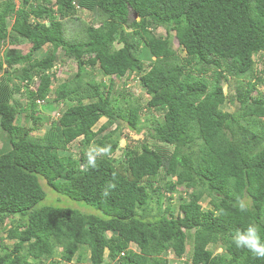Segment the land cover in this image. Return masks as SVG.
<instances>
[{
	"label": "trees",
	"instance_id": "16d2710c",
	"mask_svg": "<svg viewBox=\"0 0 264 264\" xmlns=\"http://www.w3.org/2000/svg\"><path fill=\"white\" fill-rule=\"evenodd\" d=\"M6 38L29 47L0 54V130L8 134L0 148V240L12 244L0 264H41L55 253L64 264H175L167 251L183 257L189 242L179 264H264L231 239L255 223L264 242V92L244 79L253 55H264V0H0V47ZM63 57L76 69L54 87ZM15 93L25 106L12 104ZM37 99L49 109L61 103L57 118L39 116ZM224 102L237 108L226 111ZM142 108L160 118L151 117L138 141L120 124L140 133ZM18 110L29 128L16 125ZM43 119L48 127L34 134ZM123 133L129 143L117 159ZM77 138L74 156L66 149ZM105 145L111 155L87 167L86 150ZM42 181L89 210L41 204ZM177 188V211L167 204L153 214L161 206L152 198Z\"/></svg>",
	"mask_w": 264,
	"mask_h": 264
},
{
	"label": "rangeland",
	"instance_id": "374dc122",
	"mask_svg": "<svg viewBox=\"0 0 264 264\" xmlns=\"http://www.w3.org/2000/svg\"><path fill=\"white\" fill-rule=\"evenodd\" d=\"M81 15H83L82 12H80ZM9 20V19H8ZM11 20V19H10ZM11 21H8V25H10ZM9 30V27L7 28ZM155 34L156 35H163L165 33L164 29L162 27H156L155 30H154ZM17 47L19 49H21L23 52H25L28 47H29V44L28 43H25V41L23 40H20V41H17L15 43H11L9 41V38H6L5 39V42H3L1 44V47H0V54H3V52L6 50V48L8 47ZM173 48L176 50V54L178 56V60L181 61V63L184 64L185 62V58L187 57L186 54H185V51L181 48V47H177L175 44L172 45ZM47 47L44 46L43 49L41 50L40 54L46 49ZM63 60H65L64 62H62L61 64V71L58 75V79L57 81L54 82L53 86H57L58 83L62 82V81H65L66 79H69L74 71H75V63L74 61H72L71 59L69 58H66V57H63L62 58ZM151 59H154V57H152ZM149 61L150 59H146L145 60V70L148 69L149 67ZM253 66H252V69H251V77H248V76H244V79H248L250 78V82H253L254 84V87L255 89L258 90V92H264V55L261 54V53H256L253 55ZM60 64V63H59ZM187 67H191L190 64H187L186 65V69ZM94 72V75H98V73L96 71H93ZM255 82L253 81L254 79H257ZM121 80H118V83L115 84V89H119L121 87ZM222 87H223V90L224 92H227V85L226 83L223 81L222 82ZM133 90H134V94L136 95L137 99L139 100V102H144L145 101V93H144V90L138 86L136 87H133ZM116 93V91H115ZM79 95H80V98L82 99H88L89 96H90V91H89V87L86 86V84L83 85V88L80 90L79 92ZM51 96H53V94H51ZM85 96V97H84ZM26 97H24L22 94L20 93H15L14 96H13V100L11 102H13L12 104L16 103L18 105H21L22 107L25 106L26 104ZM60 107V104L58 106H56V108ZM221 107L226 110V111H230L232 112L233 110H235L237 108V104L236 103H230V102H224ZM19 109V107H17ZM56 108H50L46 106L45 103L41 104V105H38V111H39V116L41 117H49L50 119H56L57 116H58V110ZM26 112L25 111H22V110H18L17 112V119H16V125L20 126V127H24L25 129L29 128L30 127V122L31 119H29V121L26 120ZM151 117H154V118H160V115L158 112L156 111H149V113L144 110V108H142L141 110V115H140V119H142V121L139 122L138 126L140 128H142V131L138 134H135L133 132H130V131H127L126 128H124V126L122 125V122L120 124V127L123 130L124 133L127 134V136L131 138H134L135 140H138L140 141L142 138L145 137V129H147L150 125H151ZM106 121V118L105 117H101L99 119V121L96 123V125L93 127V129H96L101 123L105 122ZM120 121V120H119ZM116 123V122H115ZM35 130L33 131L34 134L36 135H42L44 130L48 127L49 125V122H47V120H42L41 122H38V123H35ZM115 126V124L113 123L111 128H113ZM260 129V124L256 125V130L259 131ZM264 129V127L261 128V130L259 132H261L262 130ZM124 133L122 135V137L120 138L119 140V145L115 151V154L114 156L117 158L120 154H121V151H122V147L123 145L128 142V140H126L127 137L124 136ZM6 139H8V134L6 132H3L0 130V148L3 147V141H5ZM80 138H77L75 139L74 141H72L68 146H67V149L66 151L74 156H78L79 155V150H80V141H79ZM129 143V142H128ZM152 143V141H151ZM92 145V144H91ZM157 146H161L163 144L157 142L156 143ZM94 146V144H93ZM167 148V153L170 154L171 152V148L169 146H166ZM118 159V158H117ZM42 185L44 186V189L46 191V195L44 197V199L41 202V204L43 205H54V206H73V207H77L79 208L80 210L82 211H85L87 212L89 209L85 206H82V205H78L77 203L69 200L68 198H65L61 195H58L56 192H54L51 188H48L46 185H44V182L42 181ZM183 197H185L184 194H182ZM180 192H179V189L177 188V190L172 194L171 197H165L164 195L161 196L160 198H157L156 196H154L152 198V204L153 205H158L160 204L161 207L158 208H155L152 213L154 214L156 212V209L157 211L160 212H163L166 208V205L169 204L171 206V208L174 210V212L177 211V207H178V204L180 202ZM39 202V203H40ZM202 206L203 207H206V200H204L202 202ZM3 235V233H0V236ZM0 254H3L6 250H10L11 247H12V244H11V241L10 240H7L6 238L4 239H1L0 240ZM132 249H135L137 250V247L132 245L131 246ZM212 249H214L215 251L219 252L221 251V248L219 246H217L216 244L212 245L211 246ZM191 243H186V253L183 257H180V258H174L173 259H170V262H173L175 264H179L180 262H184L186 258H189V255L191 253ZM59 248H56V250H58ZM89 253L88 251H86V253L83 252V259L86 260L87 257H88ZM167 257H172V252H170L168 254V252L166 253ZM58 254H54L53 257L51 258H48V259H44L43 260V263L41 264H64L63 261L59 260L58 259ZM31 259V258H30ZM74 262H70L68 264H73ZM83 263V262H82ZM81 263V264H82Z\"/></svg>",
	"mask_w": 264,
	"mask_h": 264
},
{
	"label": "clouds",
	"instance_id": "9594fccd",
	"mask_svg": "<svg viewBox=\"0 0 264 264\" xmlns=\"http://www.w3.org/2000/svg\"><path fill=\"white\" fill-rule=\"evenodd\" d=\"M75 7L78 8V5L75 4ZM58 65L59 63H57L51 70L54 71L58 67ZM59 73L57 74L56 77H58ZM36 102L42 104L44 100L37 99ZM60 106H61V103H60ZM111 153H112L111 145H105L103 147H89V149H87L85 152V156L87 158V167L95 168L97 157L110 156ZM114 187H115L114 184H109L105 188L103 195L107 196L108 189L114 188ZM236 203L241 212L248 211L249 204L246 203L244 199H237ZM231 239H232V243L237 248L247 249L255 258L264 259V242H262L261 240L258 226L255 223H249L248 226L243 231L237 230L236 234ZM167 252L168 254L172 252V257H169V258L167 257L169 260L170 259L174 260V258H179L174 255L173 251L168 250Z\"/></svg>",
	"mask_w": 264,
	"mask_h": 264
}]
</instances>
